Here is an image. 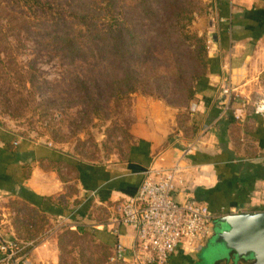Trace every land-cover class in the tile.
I'll use <instances>...</instances> for the list:
<instances>
[{
	"label": "crops",
	"instance_id": "0c3cea01",
	"mask_svg": "<svg viewBox=\"0 0 264 264\" xmlns=\"http://www.w3.org/2000/svg\"><path fill=\"white\" fill-rule=\"evenodd\" d=\"M213 3L207 24L211 43L206 87L195 95L190 115L197 122V131L211 128L202 144L183 159L185 184L174 199L206 205L217 216L264 212V121L253 114L249 104L264 98V0ZM229 79L241 96L234 107L246 106V116L239 122L230 114H219L217 91ZM136 101L132 143L123 162L79 163L0 127V238H20L17 225L23 222V213L14 210L12 214L18 217L12 225L6 205L12 202L31 214L52 217L57 224L75 225V231L88 230L110 253L120 242L130 258L132 229L121 226L113 234L108 227L116 217L115 206L135 194L146 170L170 168L184 148L179 138L168 141L176 127V110L146 98ZM66 172H70L67 178ZM71 185L73 193L67 195ZM62 198L67 206L55 204ZM38 236L41 242L36 243L32 264H58L55 235L45 230ZM207 242L192 254L177 250L165 264H253L252 260L236 259L232 252L205 258Z\"/></svg>",
	"mask_w": 264,
	"mask_h": 264
},
{
	"label": "rangeland",
	"instance_id": "374dc122",
	"mask_svg": "<svg viewBox=\"0 0 264 264\" xmlns=\"http://www.w3.org/2000/svg\"><path fill=\"white\" fill-rule=\"evenodd\" d=\"M56 1L50 4L52 11H77L76 7H79L72 0ZM213 2L194 0L196 13H193L190 25L193 33L204 36L206 47L211 43L207 24L209 14L214 10ZM23 5L24 2L19 0H0V127L21 140L45 146L79 163L103 165L123 162L132 143L131 128L135 122L136 100L146 98L176 110V127L168 141L179 138L180 147L185 149L199 137L197 122L190 116L194 98L186 107L176 108L167 105L171 101L142 95L140 92L129 97L116 94L123 92L114 91L115 81L122 78L121 73L115 76L103 71V63L91 59L85 63L68 64L55 46L43 45L34 36L49 25V18L35 13L37 8L32 10ZM153 10L157 11V7L154 6ZM79 43L84 45L85 42ZM99 72L103 96L94 106L88 102L85 88H81L79 82L84 79L88 83V79H97ZM89 90L92 95L96 91L94 88ZM69 173L64 174L65 178ZM66 193H73L72 185ZM54 202L63 206L67 200L62 198ZM6 205L10 207L7 217L13 219L12 225L18 217L12 214L14 210L23 213L20 217L23 222L17 226L20 228L19 240L24 243L33 242L36 248V243L41 242L38 235L51 230L56 238L58 264L60 261L62 264H110L108 258L111 253L88 230L71 231L65 222L57 224L52 217L48 220L47 216L35 211L31 214L21 204L7 202ZM214 228L212 226L211 232H214ZM66 233L70 234L65 237ZM211 239L212 235L205 248L211 244Z\"/></svg>",
	"mask_w": 264,
	"mask_h": 264
},
{
	"label": "trees",
	"instance_id": "16d2710c",
	"mask_svg": "<svg viewBox=\"0 0 264 264\" xmlns=\"http://www.w3.org/2000/svg\"><path fill=\"white\" fill-rule=\"evenodd\" d=\"M19 1L49 18V25L34 36L43 45L55 46L68 64L91 59L101 61L103 71L121 73L114 91L123 90L116 93L122 97L140 92L179 108L206 87L208 47L204 36L190 30L194 0H72L77 11H52L50 4L56 0ZM101 72L89 84L79 82L94 106L103 96ZM91 88L96 90L93 95Z\"/></svg>",
	"mask_w": 264,
	"mask_h": 264
},
{
	"label": "built area",
	"instance_id": "2783aa9c",
	"mask_svg": "<svg viewBox=\"0 0 264 264\" xmlns=\"http://www.w3.org/2000/svg\"><path fill=\"white\" fill-rule=\"evenodd\" d=\"M210 43V41L208 42ZM230 79L221 85L218 95L220 117L230 114L239 122L246 116V106L240 104V94ZM254 115L264 121V98L249 103ZM211 127L205 126L170 168H153L143 173V180L134 195L115 206L116 217L108 225L113 234L121 226L134 232V245L127 259V249L116 242L108 258L110 264H165L177 250L192 254L197 252L212 235L214 222L222 216L209 211L206 205L193 200L177 202L174 194L185 184L183 159L202 144L203 136ZM18 143H13L16 146ZM75 231V225H68ZM33 242L0 238V264H32Z\"/></svg>",
	"mask_w": 264,
	"mask_h": 264
},
{
	"label": "water",
	"instance_id": "95a60500",
	"mask_svg": "<svg viewBox=\"0 0 264 264\" xmlns=\"http://www.w3.org/2000/svg\"><path fill=\"white\" fill-rule=\"evenodd\" d=\"M213 226L208 255L234 253L236 259L264 264V212H240L224 215Z\"/></svg>",
	"mask_w": 264,
	"mask_h": 264
},
{
	"label": "flooded vegetation",
	"instance_id": "af4514ba",
	"mask_svg": "<svg viewBox=\"0 0 264 264\" xmlns=\"http://www.w3.org/2000/svg\"><path fill=\"white\" fill-rule=\"evenodd\" d=\"M214 232H212V236H213Z\"/></svg>",
	"mask_w": 264,
	"mask_h": 264
}]
</instances>
